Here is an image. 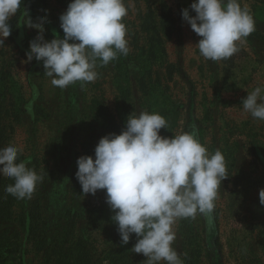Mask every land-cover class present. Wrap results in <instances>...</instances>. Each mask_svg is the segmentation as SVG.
Returning <instances> with one entry per match:
<instances>
[{"label":"rangeland","instance_id":"374dc122","mask_svg":"<svg viewBox=\"0 0 264 264\" xmlns=\"http://www.w3.org/2000/svg\"><path fill=\"white\" fill-rule=\"evenodd\" d=\"M71 2L23 0L10 18L11 35L0 46V59L9 64L23 103L25 99L21 122L0 140V148L19 146L17 162L43 176L34 195L43 204L50 238L58 233L61 216L70 207L80 217L75 236H86L97 262H102L106 236L88 225L86 211L106 202V191L83 197L76 162L90 156L91 143L110 134L109 123L120 134L133 112L148 111L166 119L162 136L191 132L194 126L208 153L219 149L225 158L227 178L213 212L175 225L173 247L182 262L187 251L199 264H264V206L259 201L264 189V121L254 119L241 105L255 87L264 88V0H242L249 6L255 30L230 57L235 59L232 69L225 60H205L197 49L187 47L201 39L182 18V10L190 9L194 0H134L135 8L123 20L129 54L103 66L98 59L94 82L61 89L44 74L42 61L26 62L30 42L39 35L29 24L46 16L45 40L63 38L59 18ZM148 16L154 25L162 18L169 20L171 33L161 46L151 48L144 39L142 25ZM6 179L1 177L0 183ZM23 203H18L17 213ZM139 256L144 264L147 258ZM0 262L45 264L19 217L0 220Z\"/></svg>","mask_w":264,"mask_h":264},{"label":"clouds","instance_id":"9594fccd","mask_svg":"<svg viewBox=\"0 0 264 264\" xmlns=\"http://www.w3.org/2000/svg\"><path fill=\"white\" fill-rule=\"evenodd\" d=\"M22 2L0 0V46L11 35L9 21ZM134 8V0L127 4L125 0H72L59 18L64 37L51 41L44 38L47 17L39 18V23L30 20L29 27L39 35L30 42L26 62L42 61L44 74L61 89L76 82H94L98 59L103 66L129 54L123 20ZM182 18L201 38L187 47L212 62L232 57L255 30L249 6L242 0H194L190 9L182 10ZM241 105L254 119L264 121V88L255 87ZM161 129H167V121L159 113L133 112L120 134L99 140L94 158H78L76 179L83 197L106 191L122 245L135 234L131 251L143 254L144 264H183L173 247L175 225L181 219L213 212L227 178L225 158L219 149L208 153L194 126L191 132L171 138L162 136ZM21 150L11 144L0 148V176L14 181L5 188L7 194L30 200L43 176L17 162ZM259 201L264 206V189Z\"/></svg>","mask_w":264,"mask_h":264},{"label":"trees","instance_id":"16d2710c","mask_svg":"<svg viewBox=\"0 0 264 264\" xmlns=\"http://www.w3.org/2000/svg\"><path fill=\"white\" fill-rule=\"evenodd\" d=\"M150 18L151 16H148L142 25L144 39L151 48L156 44L161 46L164 39L171 33L167 22L169 20L162 18L160 25L157 23L154 25V21ZM234 63L235 59L233 58L225 60L229 69L234 67ZM24 104L25 99L23 103V95L9 64L0 59V140L6 139V134L13 129L15 123L21 122L23 114H25ZM104 114L103 112L102 115ZM106 128L110 134H119L118 127L113 122L109 123ZM97 144L96 142L91 143L87 154L95 155ZM12 183L14 181L10 178H7L4 183H0V220L13 221L19 217L21 225L28 230L30 241L33 242L36 250L44 255L45 264H142L139 254L131 251L137 239L135 234L132 235L127 245H122L117 230L118 226L111 219L114 213L106 202L86 211L88 225L106 236L105 257L101 263H98L89 239L86 236H75V230L80 223L78 213H72L69 207L66 215L61 216L57 228L59 229L58 233L55 237L50 238L45 210L40 198L33 195L32 199H25L21 211L17 213L15 210L20 200L5 192V188ZM74 188L75 191H79L78 185ZM199 262V259L198 261L194 260L187 251L185 252L183 264H199Z\"/></svg>","mask_w":264,"mask_h":264},{"label":"flooded vegetation","instance_id":"af4514ba","mask_svg":"<svg viewBox=\"0 0 264 264\" xmlns=\"http://www.w3.org/2000/svg\"><path fill=\"white\" fill-rule=\"evenodd\" d=\"M0 264H3L2 262H0Z\"/></svg>","mask_w":264,"mask_h":264}]
</instances>
